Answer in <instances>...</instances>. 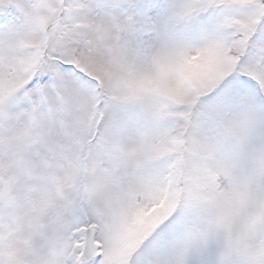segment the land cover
<instances>
[{"label":"snow or ice","instance_id":"6c2138e0","mask_svg":"<svg viewBox=\"0 0 264 264\" xmlns=\"http://www.w3.org/2000/svg\"><path fill=\"white\" fill-rule=\"evenodd\" d=\"M0 264H264V0H0Z\"/></svg>","mask_w":264,"mask_h":264}]
</instances>
